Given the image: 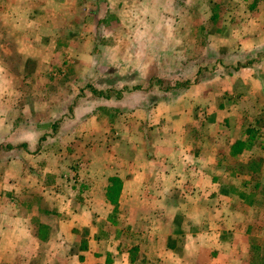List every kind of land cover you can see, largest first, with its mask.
<instances>
[{
    "label": "crops",
    "instance_id": "1",
    "mask_svg": "<svg viewBox=\"0 0 264 264\" xmlns=\"http://www.w3.org/2000/svg\"><path fill=\"white\" fill-rule=\"evenodd\" d=\"M2 2L0 43H11L16 6L26 31L33 0ZM246 32L264 36V13ZM26 37L18 43L30 50ZM252 49L264 54V46ZM252 55L239 49L222 64ZM219 65L187 63V119H207L206 129L187 130V145L179 130L162 134L152 158L95 157L86 177L70 179L17 174L14 161L1 167L15 175H0V264H253V246H264V76L257 64L246 78L242 68L224 74ZM204 70L208 78L199 77Z\"/></svg>",
    "mask_w": 264,
    "mask_h": 264
},
{
    "label": "rangeland",
    "instance_id": "2",
    "mask_svg": "<svg viewBox=\"0 0 264 264\" xmlns=\"http://www.w3.org/2000/svg\"><path fill=\"white\" fill-rule=\"evenodd\" d=\"M43 1L33 0L26 31L16 6V38L1 39L0 169L14 161L17 174L70 179L86 177L95 157L152 158L160 135L179 130L187 145V130L207 127V119H187L188 62L220 64L225 74L240 68L224 66L225 56L242 49L253 53L243 77L256 64L264 76V54L252 49L264 36L246 34L264 0ZM24 32L30 50L18 43ZM241 105L253 120L252 102ZM10 194L3 190L5 201ZM253 251V264H263L264 246Z\"/></svg>",
    "mask_w": 264,
    "mask_h": 264
},
{
    "label": "trees",
    "instance_id": "3",
    "mask_svg": "<svg viewBox=\"0 0 264 264\" xmlns=\"http://www.w3.org/2000/svg\"><path fill=\"white\" fill-rule=\"evenodd\" d=\"M248 63H250V61H247V62H245L244 64H241V63H238V67H244V66H246ZM181 84H185L186 86V88H188V86L190 85V81H182V83Z\"/></svg>",
    "mask_w": 264,
    "mask_h": 264
}]
</instances>
